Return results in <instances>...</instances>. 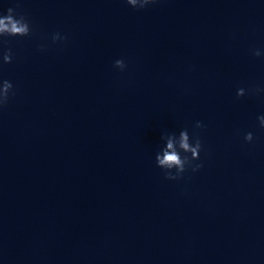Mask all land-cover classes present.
Segmentation results:
<instances>
[{"label":"clouds","instance_id":"9594fccd","mask_svg":"<svg viewBox=\"0 0 264 264\" xmlns=\"http://www.w3.org/2000/svg\"><path fill=\"white\" fill-rule=\"evenodd\" d=\"M157 0H126V3L141 10L151 4H155ZM33 28L30 21L24 16L16 13L12 7L7 9L6 15H0V37H26L32 34ZM66 36H62L59 32L53 34V42L66 40ZM40 50L46 49L45 45H40ZM251 54L256 57L264 55L260 49H253ZM13 60L11 49L4 52L2 56L3 64H9ZM114 67L123 71L127 65L123 59L114 61ZM2 68V64H0ZM254 91L257 94L264 93V88H256ZM15 95L14 85L11 81L0 79V109L5 107L11 96ZM237 97L246 95V89L239 88L236 93ZM259 125L264 128V115L257 117ZM205 125L201 121L195 123L193 134L190 136L187 128L180 130L179 134L170 133L161 137L164 141L163 146L156 153V166L163 170L164 178L167 180L181 179L183 174L189 169L192 172L199 171L202 163H194L200 160V153L204 150L201 136L195 129H203ZM246 142L253 141V134L248 132L244 136ZM174 170V171H173Z\"/></svg>","mask_w":264,"mask_h":264}]
</instances>
